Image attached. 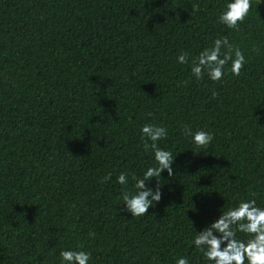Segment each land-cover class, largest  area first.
I'll use <instances>...</instances> for the list:
<instances>
[{"label": "trees", "instance_id": "16d2710c", "mask_svg": "<svg viewBox=\"0 0 264 264\" xmlns=\"http://www.w3.org/2000/svg\"><path fill=\"white\" fill-rule=\"evenodd\" d=\"M228 2L0 0V264H65L62 250L211 264L195 232L242 200L264 208V4L250 0L237 30L218 22ZM222 36L245 57L239 76L229 63L197 80L178 62ZM146 123L167 129L174 174L147 181L161 199L132 216L121 192L156 166ZM184 125L213 140L197 148Z\"/></svg>", "mask_w": 264, "mask_h": 264}, {"label": "clouds", "instance_id": "9594fccd", "mask_svg": "<svg viewBox=\"0 0 264 264\" xmlns=\"http://www.w3.org/2000/svg\"><path fill=\"white\" fill-rule=\"evenodd\" d=\"M250 9V0H231L221 10L218 22L229 29L238 30L239 23L245 20ZM177 60L180 64L190 63L191 73L197 80L207 75L212 81L223 78L225 65L229 63L231 73L239 76L245 63L241 50L223 36L215 39L211 47L204 48L190 62L187 52H181ZM140 132L144 150L153 153L156 166L148 167L142 177L133 174L134 191L125 189L121 192L120 198L125 205L123 211L130 212L132 216H145L154 202L161 199L160 183L157 181L153 190L147 187L146 182L160 177L163 170H167L169 176L174 174L171 166L173 154L162 149L158 143L167 138V129L162 125L146 123L141 126ZM183 135L191 137L197 148L207 147L213 140L212 133L193 131L188 125L183 126ZM111 176L110 172L107 173L100 182L109 181ZM116 179L121 185L128 184V178L123 172ZM237 232L246 234L248 239H237ZM193 244L211 264H264V208L257 206L255 200L240 201L236 206L223 211L209 226L195 232ZM60 256L65 264H88L90 259V253L83 250H62ZM176 264H188V260L181 257L176 260Z\"/></svg>", "mask_w": 264, "mask_h": 264}, {"label": "rangeland", "instance_id": "374dc122", "mask_svg": "<svg viewBox=\"0 0 264 264\" xmlns=\"http://www.w3.org/2000/svg\"><path fill=\"white\" fill-rule=\"evenodd\" d=\"M259 2V0H257ZM260 3L264 4V0H260Z\"/></svg>", "mask_w": 264, "mask_h": 264}]
</instances>
